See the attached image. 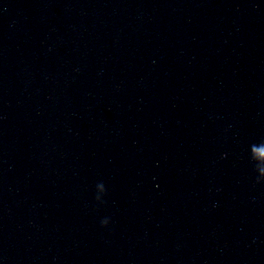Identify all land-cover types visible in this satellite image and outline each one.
Returning <instances> with one entry per match:
<instances>
[{
    "label": "water",
    "instance_id": "obj_1",
    "mask_svg": "<svg viewBox=\"0 0 264 264\" xmlns=\"http://www.w3.org/2000/svg\"><path fill=\"white\" fill-rule=\"evenodd\" d=\"M79 0H0V117Z\"/></svg>",
    "mask_w": 264,
    "mask_h": 264
},
{
    "label": "clouds",
    "instance_id": "obj_2",
    "mask_svg": "<svg viewBox=\"0 0 264 264\" xmlns=\"http://www.w3.org/2000/svg\"><path fill=\"white\" fill-rule=\"evenodd\" d=\"M258 182H259V180H258ZM103 225H107V222H104V223H102Z\"/></svg>",
    "mask_w": 264,
    "mask_h": 264
}]
</instances>
